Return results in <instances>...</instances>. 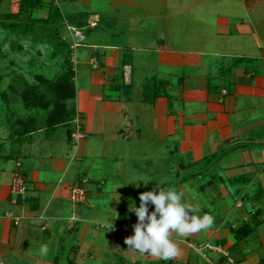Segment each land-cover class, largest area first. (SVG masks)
<instances>
[{
	"label": "crops",
	"instance_id": "obj_1",
	"mask_svg": "<svg viewBox=\"0 0 264 264\" xmlns=\"http://www.w3.org/2000/svg\"><path fill=\"white\" fill-rule=\"evenodd\" d=\"M91 1L62 6L88 14V51L78 58L85 40L73 48L85 137L74 144L66 129L60 138L61 125L1 151L0 264H208L195 248L205 243L240 264L264 262V0H182L172 14L168 0H140L151 7L142 16ZM161 182L214 217L209 230L172 233L179 254L167 261L125 244L137 222L130 200L139 206ZM244 224L251 231L240 239Z\"/></svg>",
	"mask_w": 264,
	"mask_h": 264
},
{
	"label": "rangeland",
	"instance_id": "obj_2",
	"mask_svg": "<svg viewBox=\"0 0 264 264\" xmlns=\"http://www.w3.org/2000/svg\"><path fill=\"white\" fill-rule=\"evenodd\" d=\"M54 1L63 8L64 2L72 0ZM107 1L111 2V0H92L91 5L94 10H102L104 6L106 7ZM114 2L120 4V10L130 4L131 7L138 9V15L141 14V16L143 11L151 9L149 6L146 7L144 2L140 0H114ZM135 3L137 5L134 7ZM180 3L183 5L182 0H168L163 5H166L165 8L172 14L177 11ZM0 6L1 11L4 13L18 12L19 10L18 0H0ZM63 13L65 19L58 25L57 39L66 40L72 46L74 43L72 27L81 29L87 20L79 19L77 22L73 21L66 8H63ZM47 14V9H40L34 11L32 17L46 18ZM149 20L153 23L154 19L150 17ZM156 24L153 26L155 27ZM38 29L39 31L41 30L40 27ZM99 31L97 29L95 34ZM83 32L85 36L89 35V31L83 30ZM45 34L41 33L36 39H33L32 35L22 37L14 30L4 28L0 24V147L3 148V150L0 148V154L2 153L1 151L7 153L16 149L11 144L17 138H20V135L24 134L21 136L24 137L29 136L31 133L46 131V121L54 102L50 86L51 83L63 78L67 73L66 59L70 52L68 51L69 49L60 46L57 39L47 37ZM88 42L89 39L85 40L83 42L84 45L77 48L78 58L85 56V52L88 51L85 45ZM66 129V126L59 127L56 135L60 136V138L66 137ZM61 143L68 148L66 149L67 152L69 150L68 153L72 154L73 150H75V147H71L66 141ZM60 146L61 144H58L53 147L58 155L61 153ZM46 147L49 146L44 145V151L51 149ZM4 162L0 158V166ZM8 163L9 165H14L13 160ZM97 164L98 162H95L93 165ZM17 182L18 180L12 186ZM13 190L12 192H14Z\"/></svg>",
	"mask_w": 264,
	"mask_h": 264
},
{
	"label": "clouds",
	"instance_id": "obj_3",
	"mask_svg": "<svg viewBox=\"0 0 264 264\" xmlns=\"http://www.w3.org/2000/svg\"><path fill=\"white\" fill-rule=\"evenodd\" d=\"M142 181L145 185L149 183ZM163 183H157L155 190L141 192L139 206L130 200L129 211L135 213L137 222L133 225L134 234L126 237L125 244L127 249L141 255L158 256L167 261L179 254L172 233L186 237L209 230L213 227L214 217L206 213L198 215V207L185 202L183 192L175 187L165 188ZM122 185L125 184L117 185L115 191ZM150 203L154 205L152 211H149ZM40 251L47 254V246H43Z\"/></svg>",
	"mask_w": 264,
	"mask_h": 264
},
{
	"label": "trees",
	"instance_id": "obj_4",
	"mask_svg": "<svg viewBox=\"0 0 264 264\" xmlns=\"http://www.w3.org/2000/svg\"><path fill=\"white\" fill-rule=\"evenodd\" d=\"M19 10L18 12L1 11L0 6V24L7 29L14 30L20 36H33L36 39L41 33H46L47 37L57 39L58 25L61 24L65 15L60 6L54 0H18ZM47 9L48 14L46 18H33L32 14L36 10ZM87 13H80L71 15V19L75 22L79 19L87 18ZM18 21V22H16ZM88 22H85V25ZM38 27L41 28L39 31ZM59 45L69 49L70 52L66 59L67 73L61 79L51 83L50 92L54 97L53 107L49 112L45 129L52 131L58 126H66L68 129L69 139L73 131L74 120L77 117L76 109L74 106V99L76 97V85H75V70L73 62V47L62 39H57ZM21 47V46H20ZM160 87L154 89V96L152 100L161 93ZM24 135V134H23ZM20 135L19 137L23 136ZM251 231V227L244 224L235 232L238 237L242 239L248 235ZM71 264V262H69Z\"/></svg>",
	"mask_w": 264,
	"mask_h": 264
},
{
	"label": "built area",
	"instance_id": "obj_5",
	"mask_svg": "<svg viewBox=\"0 0 264 264\" xmlns=\"http://www.w3.org/2000/svg\"><path fill=\"white\" fill-rule=\"evenodd\" d=\"M97 24L96 22H92L90 24L91 27H95ZM74 36L76 38V41L72 44V47L75 48L78 45H81L82 42L85 40V34L81 29L72 27ZM85 137L84 132V126L83 121L81 120V117L77 115V117L74 120V126L73 131L71 134V141L74 144H78L83 138ZM16 182V181H15ZM15 192H21L24 189L23 181L18 180L16 184L13 185ZM82 197V194L78 190H74V193L72 194V199L74 201L80 200ZM14 222L18 224L20 222L19 218H15ZM196 250L205 258L208 264H240L231 254L230 252L223 246L218 244H212V243H205L201 244L195 247ZM216 253L219 255V262H215L210 254ZM260 264H264V262H261Z\"/></svg>",
	"mask_w": 264,
	"mask_h": 264
}]
</instances>
